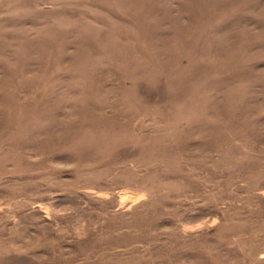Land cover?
<instances>
[{"label": "rangeland", "instance_id": "obj_1", "mask_svg": "<svg viewBox=\"0 0 264 264\" xmlns=\"http://www.w3.org/2000/svg\"><path fill=\"white\" fill-rule=\"evenodd\" d=\"M0 264H264V0H0Z\"/></svg>", "mask_w": 264, "mask_h": 264}]
</instances>
